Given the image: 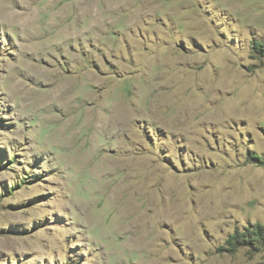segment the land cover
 Here are the masks:
<instances>
[{
	"label": "rangeland",
	"instance_id": "1",
	"mask_svg": "<svg viewBox=\"0 0 264 264\" xmlns=\"http://www.w3.org/2000/svg\"><path fill=\"white\" fill-rule=\"evenodd\" d=\"M258 225L264 0H0V264H264Z\"/></svg>",
	"mask_w": 264,
	"mask_h": 264
},
{
	"label": "trees",
	"instance_id": "2",
	"mask_svg": "<svg viewBox=\"0 0 264 264\" xmlns=\"http://www.w3.org/2000/svg\"><path fill=\"white\" fill-rule=\"evenodd\" d=\"M256 231L254 233H251L253 236H255L256 239H258L259 242L264 243V227L263 226H257ZM245 236L238 234V232L235 233L232 237H230L228 241V247L229 252L233 253L239 250L241 247L245 245Z\"/></svg>",
	"mask_w": 264,
	"mask_h": 264
},
{
	"label": "bare ground",
	"instance_id": "3",
	"mask_svg": "<svg viewBox=\"0 0 264 264\" xmlns=\"http://www.w3.org/2000/svg\"><path fill=\"white\" fill-rule=\"evenodd\" d=\"M27 2V1H26ZM29 7V6H28ZM31 11L29 10V8H24V11H19V12H17V14H18V16H20V17H23L24 15H27V14H29ZM55 91V90H54ZM70 118V117H69ZM68 118V119H69ZM67 119V120H68Z\"/></svg>",
	"mask_w": 264,
	"mask_h": 264
}]
</instances>
